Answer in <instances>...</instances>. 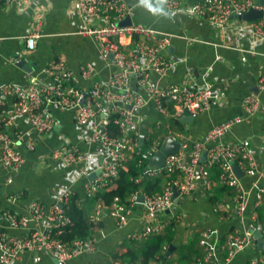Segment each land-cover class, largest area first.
Instances as JSON below:
<instances>
[{"label": "built area", "instance_id": "obj_1", "mask_svg": "<svg viewBox=\"0 0 264 264\" xmlns=\"http://www.w3.org/2000/svg\"><path fill=\"white\" fill-rule=\"evenodd\" d=\"M19 0H0V2H16ZM28 2L29 0H20ZM145 0H137L143 2ZM165 8L173 14L180 12L208 20L213 30L224 31L232 26V19L238 18L249 8H262L257 0H160ZM73 11L84 20L91 23L82 24L77 32L93 38L99 55L112 70L108 78H96L97 68L91 61L80 66L81 76L89 82L83 86L74 81L72 71L64 63L62 57L49 60L45 67L49 81L39 82L33 79L27 86L15 82L0 84V163L8 170L6 181H12V174L23 161L22 153L15 147V134L8 128L12 126L17 116L26 115L30 132L16 135L23 136L27 150L35 147V135L48 134L52 130L55 118L51 108L58 107L73 114L74 121L86 132L82 140L100 144L104 150L98 163V174L83 184L85 198L100 188H109L106 184L118 175L119 168L125 167L133 153H138L139 135L136 130V109L151 100L160 111L171 116L180 117L184 108L195 116L206 110L211 102L224 95L223 91L213 83H170L160 85L152 80L151 70L165 73L174 66L176 60L165 56L162 52L169 45V34L151 26L131 20L130 23L120 25L119 21L130 14L132 6L125 0H72ZM40 17L37 15L30 31L25 35L27 49H33L36 38L40 35ZM251 47L243 49L241 59L253 52L254 44L264 42V17L252 21H244ZM130 43V47L126 45ZM134 77L143 88L138 92L130 84ZM260 88H264L263 80ZM5 96L12 98L9 108ZM173 109L169 111L167 104ZM4 105L3 107H1ZM243 105L248 110H255L258 100L255 94L248 93ZM112 114V122L116 123L120 133L111 135L108 123ZM240 121L239 117L229 118L219 124L211 126L200 137L189 141L184 132L180 136V146L177 152L165 156L162 167H148L144 171L149 175L170 174L176 172L174 179L165 183L161 192L143 195L144 211L141 228L128 233L130 240L140 241L150 234L160 233L171 219L178 220L180 214L175 211L178 198L191 196L197 185L201 184L210 190L217 183L227 185L233 192L231 205L218 203L214 209L221 215H229L237 219L243 218L246 213L247 190L241 179L235 175L230 161H234L243 173L264 177V168L259 169L253 159L249 141L247 139L224 140L223 134L233 124ZM160 121L157 122L159 125ZM157 125V126H158ZM165 128L169 129L166 125ZM129 132H132V134ZM33 133V136L30 135ZM25 135V137H24ZM32 138H31V137ZM66 145L52 148L47 157L58 161L59 164L77 165L85 160L84 153L77 144L66 140ZM161 142L155 141L146 151L150 154L156 151ZM205 150L204 160H200L201 151ZM140 161H137V165ZM217 169V174L213 170ZM80 174L88 176L89 171L81 170ZM177 190V197L172 196V190ZM58 200L52 204L32 199L26 212L18 213L8 208L0 210V224L5 223L10 228L19 229L21 234L13 235L0 227V264H13L21 254L29 250L32 253L33 264H38L43 252H48L57 264H66V261L79 253H89L95 248V237L86 239L74 238L70 242L60 238L63 228L70 223L69 217L62 210L68 204L74 191L70 187L58 190ZM264 193V187H259L255 205L257 206ZM20 195V193H18ZM139 194L129 195V205L125 206L114 197L112 202L105 204L97 201L94 204V219L98 220L105 212L114 218L117 227L124 226L138 204ZM160 215V219L157 216ZM255 215H252L254 218ZM264 237V226L260 227ZM256 228L250 225L243 229L234 227L220 238L216 228L205 227L200 231L199 243L204 250L205 264H227L229 258L236 252L245 250L254 242L253 233ZM223 254H225L223 256ZM115 264L126 263L117 259ZM192 264H200V261ZM248 264H264V254L252 258Z\"/></svg>", "mask_w": 264, "mask_h": 264}, {"label": "crops", "instance_id": "obj_2", "mask_svg": "<svg viewBox=\"0 0 264 264\" xmlns=\"http://www.w3.org/2000/svg\"><path fill=\"white\" fill-rule=\"evenodd\" d=\"M184 1L187 3L192 0ZM125 2L132 6L128 14L131 20L169 34V45L162 53L176 62L163 74L151 70L153 81L160 85L208 81L224 93L211 102L206 110L193 116L189 123L181 122V116L175 117L171 116L170 112H160L151 100L146 101L135 111L139 137L153 134L154 140L161 142L169 135L180 140V136L185 132L189 141H192L211 126L237 116L240 121L223 134V139H247L257 167L264 168V88L259 87L260 81L264 82V42L254 44V51L248 52L245 60H242L243 49L251 47V42L242 26L244 21L239 18H233L232 26L224 31H215L208 20L183 12L173 14L160 0ZM262 2L264 10V0ZM71 3L72 0L0 2V84L15 82L27 86L33 79L47 82L49 78L45 67L49 60L59 56L72 71L77 84L85 86L89 82L80 73V66L86 61H91L96 66V78L109 77L112 66L100 57L96 41L77 32L82 24L91 22L73 11ZM37 15L41 23L40 35L36 38L34 48L29 50L25 45V35L30 31ZM130 45L128 43L126 47L129 48ZM24 65L29 69L24 68ZM130 84L138 92H143L134 77L130 79ZM248 93L255 94L258 100V106L253 111L243 105ZM4 98L10 108L12 98ZM167 109H173L171 103L167 104ZM51 110L55 118L52 130L48 134L34 136L33 150H27L23 136L16 135L18 132H30L26 115L17 116L8 128L9 133L15 134V147L22 153L23 161L12 174L10 183L6 181L9 172L0 163V210L8 208L18 213L26 212L32 199L52 204L58 200V190L70 187L78 195L85 216L89 220L99 221L100 224L91 228V237L96 239L94 250L79 253L68 259L66 264H115L132 246L128 233L141 228L144 223V220H141L143 202L139 201L133 206L129 220L124 226L117 227L114 218L106 212L95 220L94 205L84 197L83 184L90 179L92 173L95 172L93 177L98 174V163L104 150L98 143L82 140L86 130L74 121L72 112L54 106ZM166 125L169 129L165 128ZM30 135L33 136V133ZM67 139L76 143L84 153L83 162L65 165L47 157L52 148L66 145ZM82 169L89 171V175H81ZM240 179L247 190L246 213L240 219L221 215L220 211L214 209L220 202L231 205L232 195L229 187L230 192L219 193L220 199L215 204L210 201L212 188L222 184L217 183L210 190L199 184L193 195L178 198L175 211L180 214V218L176 220L172 231L171 243L174 246L168 256L164 258L163 254L164 262L161 264H192L197 263L196 261L205 264L204 250L199 243L200 231L205 227L216 228L220 238H223L234 227L246 229L252 225L259 230L264 226V193L259 204L256 206L254 203L258 188L264 187V177L243 173ZM157 219H160V215ZM0 227L13 235L21 234L19 229L10 228L5 223L0 224ZM142 245L144 244L140 242L137 246L140 248ZM263 254V250L252 245L236 252L227 264H248L252 258ZM41 256L38 264H57L48 252H43ZM13 264H33L32 253L29 250L24 251Z\"/></svg>", "mask_w": 264, "mask_h": 264}, {"label": "trees", "instance_id": "obj_3", "mask_svg": "<svg viewBox=\"0 0 264 264\" xmlns=\"http://www.w3.org/2000/svg\"><path fill=\"white\" fill-rule=\"evenodd\" d=\"M114 117H116V114L111 115L107 126L108 130L111 131V135H118L120 133L119 128L116 123L112 122ZM155 141L157 140H154L153 134L144 135L141 145H138V153H133L126 166L119 168L118 175L109 180L106 184L109 188H100L92 194V197L88 198L90 203L94 205L97 201H103L105 204H109L116 197L120 203L128 206L130 204L129 195L133 192L139 194V196L161 192L165 183L174 179L177 173H163L151 176L144 171L146 166L152 167L148 164L149 155L146 151L153 146ZM152 154L153 152L150 155ZM138 160L140 161L139 165H137ZM213 173L217 174V169H214ZM228 187L227 185L214 186L212 188L213 194L210 195L211 203L215 204L220 199L219 193L229 191L230 187ZM230 193L232 194L233 192L231 191ZM78 199V195L74 193L69 203L62 206V210L68 215L70 223L63 228L62 233L59 235L61 239L67 242L74 238H89L92 226L100 224L99 221L89 220L85 216L84 209ZM257 213L259 216L261 215L260 211ZM175 222V219H171L160 233L150 234L140 241L129 240L132 246L121 256V260L126 263L138 264H161L162 261L164 262L163 254L167 246L172 242V231ZM140 242L144 245L138 248L137 245Z\"/></svg>", "mask_w": 264, "mask_h": 264}, {"label": "water", "instance_id": "obj_4", "mask_svg": "<svg viewBox=\"0 0 264 264\" xmlns=\"http://www.w3.org/2000/svg\"><path fill=\"white\" fill-rule=\"evenodd\" d=\"M263 0H257V3L261 6ZM264 10L263 8H249L247 11H245L243 14L238 15L237 17L243 21H252L257 18L263 17ZM131 18L129 15H126L125 18H123L121 21H119L120 25L128 24L130 23ZM20 64L22 63V60L19 62ZM29 69L27 65H24V68ZM193 119V116L188 112L186 108H184L182 115L180 117L181 122H191ZM143 138H139V144L141 145ZM180 146V142L172 137V136H165L163 140L161 141L159 147L156 149V151L149 157V166H154V167H162L165 163V156L169 153L177 152ZM205 157V150L203 149L201 151L200 155V160H204ZM232 165V170L237 175L239 178L243 176V171L239 168V166L234 162L230 161ZM95 173V172H94ZM94 173L90 175V178L93 177ZM172 196L177 197V190L173 188L172 190ZM137 200L142 202L143 201V196H138ZM254 237V242L256 246L264 250V237L261 235V231L257 230L253 233ZM173 244L170 243L167 249L164 252V258L169 255L171 248H173Z\"/></svg>", "mask_w": 264, "mask_h": 264}]
</instances>
